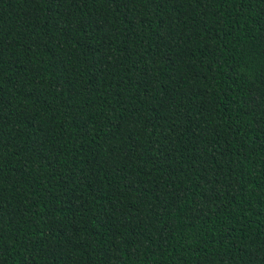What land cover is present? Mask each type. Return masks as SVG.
Here are the masks:
<instances>
[{"label":"trees","instance_id":"1","mask_svg":"<svg viewBox=\"0 0 264 264\" xmlns=\"http://www.w3.org/2000/svg\"><path fill=\"white\" fill-rule=\"evenodd\" d=\"M0 264H264V0H0Z\"/></svg>","mask_w":264,"mask_h":264}]
</instances>
